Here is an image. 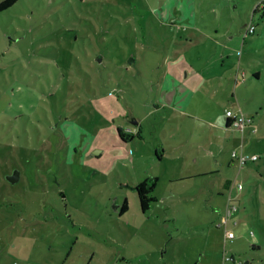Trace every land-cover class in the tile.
I'll return each instance as SVG.
<instances>
[{
  "label": "rangeland",
  "instance_id": "374dc122",
  "mask_svg": "<svg viewBox=\"0 0 264 264\" xmlns=\"http://www.w3.org/2000/svg\"><path fill=\"white\" fill-rule=\"evenodd\" d=\"M262 1L19 0L0 13L7 264L128 253H152L155 264H264V18L252 17ZM176 68L193 70L199 92L169 89ZM99 98L118 112L101 115ZM238 108L251 120L244 132L226 128ZM234 152L259 159L241 166ZM152 172L157 203L143 215L130 182Z\"/></svg>",
  "mask_w": 264,
  "mask_h": 264
},
{
  "label": "crops",
  "instance_id": "0c3cea01",
  "mask_svg": "<svg viewBox=\"0 0 264 264\" xmlns=\"http://www.w3.org/2000/svg\"><path fill=\"white\" fill-rule=\"evenodd\" d=\"M187 65H189V64H187ZM189 67V66H188ZM194 74V72H193V70H190L188 73H186V71L184 72V70H178L177 68H176V70H175V72H169V78H168V76H167V79H168V81L169 82H167V85L169 86V89L170 90H176V88H181V89H190V88H193V89H195L196 91H198L199 92V88H198V86L200 85V83H199V81H197L196 79H191L190 78V75H193ZM198 74V77H199V79H201V76H200V73L199 72H196V75ZM203 80H205V78H202ZM205 82H207V80H205ZM238 83V82H237ZM173 96V95H172ZM176 101L177 102H171L170 104V107L172 108V109H174V110H176L177 111V108L179 107L180 108V106L178 105V104H180V103H178L179 102V100H180V98L179 97H177L176 96ZM186 98H184V100H185ZM118 102V100H116V103ZM118 106H119V104H117ZM185 108H187V107H189V104L188 103H185V104H182ZM121 107H123L122 105H121ZM241 111L243 114H245V112L242 110V109H240V108H238L237 110H233V111ZM114 112H118L117 110H114ZM120 112H122V110H120ZM119 112V114H121ZM246 115V114H245ZM247 116V115H246ZM129 120H130V118H129ZM142 128V127H141ZM227 128V127H226ZM108 130H110V131H112V129L111 128H109ZM138 132V133H137ZM137 132H135V133H132V135L135 137V138H137L136 137V135H139L140 134V132H141V130H139V131H137ZM116 133V132H115ZM134 138V139H135ZM122 140V139H121ZM154 149H155V151H156V153H157V149L154 147V148H152V150H151V153L153 154L154 153ZM165 148H163V150H164ZM95 150H97V151H95L94 152V154L93 155H95V156H98L99 158H101V156H103V152L105 151V150H107V146L106 145H99V148H97V149H95ZM163 150H162V152H163ZM139 151V150H138ZM155 156H156V154H155ZM165 156L163 155L162 156V158L159 160L158 158H157V156H156V158L159 160V161H162L163 160V158H164ZM96 169H98L99 170V167L98 168H96ZM158 179V181H159V179H160V176H158V175H156L154 172H152V178H145L146 180H148L149 182H151V180H153V179ZM146 180H144V181H146ZM144 181H138V182H130L131 183V185H132V187L133 188H135L138 184H140V183H142V182H144ZM157 187V186H156ZM156 189V188H155ZM136 191V190H135ZM136 194V198L138 199V202H139V198H138V195H137V192L135 193ZM157 199V198H156ZM125 201H127L128 203H129V198H128V194H126V200ZM156 203H157V201L155 202V203H153L152 204V206H151V208L152 207H154V205H156ZM130 204H128V211L127 212H129L130 211V206H129ZM139 206H140V204H139ZM140 208H141V206H140ZM141 210V209H140ZM142 211V210H141ZM126 212V213H127ZM126 213H124V215L126 214ZM142 214L144 215L145 213H143V211H142ZM147 214V213H146ZM124 215H122V216H124ZM2 241H3V239H2ZM2 241L0 242V250H1V248H2V246H1V243H2ZM6 257H9V254L7 253V252H5L4 250L2 251H0V264H7V259H6ZM45 259H43V263L45 262L44 261ZM75 260V259H74ZM40 261H34L33 259H31L30 257H28V259H25V260H23V261H17V263L16 262H13L12 260H10V264H40L39 263ZM112 262H114V264H155L156 262L154 261V256H153V254L152 253H128V254H122V255H118L117 257H115L114 259H109V260H107V262H105V263H103V264H112ZM43 263H41V264H43ZM46 264H48L47 262H46ZM61 264H71V263H68L67 261H66V259L63 261V262H61ZM72 264H75L74 262L72 263Z\"/></svg>",
  "mask_w": 264,
  "mask_h": 264
},
{
  "label": "trees",
  "instance_id": "16d2710c",
  "mask_svg": "<svg viewBox=\"0 0 264 264\" xmlns=\"http://www.w3.org/2000/svg\"><path fill=\"white\" fill-rule=\"evenodd\" d=\"M19 0H2L0 1V13L4 12L8 9H10L11 7H13ZM255 14H260V18H264V0L260 3H257L254 6L253 9V13H252V17L255 16ZM254 27L253 30H251V28ZM255 32V26L250 22L247 26L246 29V35L249 34H253ZM123 66H125V64H122ZM256 79H260V72H256L253 75ZM260 81V80H259ZM119 97H117L118 99ZM106 103L104 102V100L102 98H99L97 100L94 101V108L97 109V111L103 115V116H112L114 114H116L117 112H114V110L110 109L107 110V106L105 105ZM112 108V107H110ZM112 122H114V120H110ZM226 127L227 128H232V121L230 119L227 118V123H226ZM118 132L120 133L121 139L123 141L128 140L126 134H124L123 130L121 128H118ZM257 132V130L255 131ZM133 139L135 138L134 136H131ZM157 158L160 160L162 158V154H160V152L156 153ZM153 181V183H150L148 180L138 184L135 187V190L137 192L138 198H139V203L141 206V210L143 211V213H148L151 209V206L153 203H155L157 201V199L154 197L153 193L155 191L156 188V182L158 181V179H153L151 180ZM63 196V194H61ZM128 202L125 201L120 209V213L124 214L128 211ZM260 246H257L256 248H258ZM244 264V263H241ZM246 264H248V262H246Z\"/></svg>",
  "mask_w": 264,
  "mask_h": 264
},
{
  "label": "built area",
  "instance_id": "2783aa9c",
  "mask_svg": "<svg viewBox=\"0 0 264 264\" xmlns=\"http://www.w3.org/2000/svg\"><path fill=\"white\" fill-rule=\"evenodd\" d=\"M254 27L251 28L253 30ZM227 117L232 121V127L239 129L244 132L245 127L247 124H250L251 120L243 114L240 110L239 111H233L228 110L227 111ZM233 158L237 159L241 166L246 165L249 161H257L259 157L257 155H254L252 157H247L244 154H238V152L233 153ZM2 238L0 237V242Z\"/></svg>",
  "mask_w": 264,
  "mask_h": 264
},
{
  "label": "water",
  "instance_id": "95a60500",
  "mask_svg": "<svg viewBox=\"0 0 264 264\" xmlns=\"http://www.w3.org/2000/svg\"><path fill=\"white\" fill-rule=\"evenodd\" d=\"M8 179H10L12 181H17L19 179V174L16 172L15 174L9 176ZM133 189H135V188H133Z\"/></svg>",
  "mask_w": 264,
  "mask_h": 264
},
{
  "label": "flooded vegetation",
  "instance_id": "af4514ba",
  "mask_svg": "<svg viewBox=\"0 0 264 264\" xmlns=\"http://www.w3.org/2000/svg\"><path fill=\"white\" fill-rule=\"evenodd\" d=\"M129 121H131V122H134L133 120H129ZM121 209V208H120ZM120 209H119V211H120ZM123 215V214H122Z\"/></svg>",
  "mask_w": 264,
  "mask_h": 264
}]
</instances>
